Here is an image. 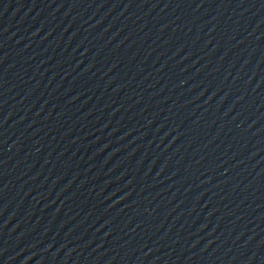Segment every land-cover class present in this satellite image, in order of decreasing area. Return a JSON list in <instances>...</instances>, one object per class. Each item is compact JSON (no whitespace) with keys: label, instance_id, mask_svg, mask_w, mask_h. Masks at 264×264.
I'll return each instance as SVG.
<instances>
[{"label":"water","instance_id":"1","mask_svg":"<svg viewBox=\"0 0 264 264\" xmlns=\"http://www.w3.org/2000/svg\"><path fill=\"white\" fill-rule=\"evenodd\" d=\"M0 264H264V0H0Z\"/></svg>","mask_w":264,"mask_h":264}]
</instances>
